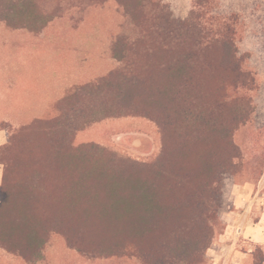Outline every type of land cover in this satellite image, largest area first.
Here are the masks:
<instances>
[{"label": "trees", "instance_id": "16d2710c", "mask_svg": "<svg viewBox=\"0 0 264 264\" xmlns=\"http://www.w3.org/2000/svg\"><path fill=\"white\" fill-rule=\"evenodd\" d=\"M116 1L140 28L135 39L114 41L112 57L121 65L70 94L57 118L31 122L0 147L16 153L11 167L0 160V248L37 260L55 231L71 248L104 259L202 264L226 205L225 182L243 159L234 133L253 112L245 93L255 78L238 56L232 16L207 25L205 0H194L183 20L154 0ZM44 15L41 0H0V20L10 27L39 33L53 17L39 24ZM120 117L155 125L162 147L154 161L74 144L77 131ZM87 232L136 242L117 241L107 252L73 244Z\"/></svg>", "mask_w": 264, "mask_h": 264}, {"label": "rangeland", "instance_id": "374dc122", "mask_svg": "<svg viewBox=\"0 0 264 264\" xmlns=\"http://www.w3.org/2000/svg\"><path fill=\"white\" fill-rule=\"evenodd\" d=\"M154 1L165 6L174 20H183L190 11L194 10V0ZM41 3L45 15L39 24L52 15L53 17L49 19L47 25H55V28L48 29L45 35H29L24 30L10 27L0 20V102L4 93L15 94L17 90L15 80L20 78L18 79L13 69H10L11 61H14L15 58L29 59L36 67L45 66L55 60L54 52L66 45L75 46L72 44L75 40L70 38L71 35L87 36L88 34L96 35L98 39L102 40L111 37L112 54V46L117 38L125 37L128 40H133L139 35L140 28L135 26V23L124 13L123 8L116 0H97L95 3H89L87 0H41ZM145 9L146 13L151 11L149 3ZM201 10L207 25L232 16L231 20L234 21L236 30L235 43L238 56L242 60L243 68L252 73L256 82V88L245 93L252 101L253 112L249 120L234 133V141L240 147L243 159L234 179L230 177L225 182L226 205L219 211L214 241L223 233L226 224L225 214L231 209L233 190H239V187L253 186L257 183L260 173L264 171V0H205ZM135 15L138 16L136 13ZM73 26H75L74 30L79 31L78 33H70ZM76 27L77 29H75ZM92 28L97 30L95 34L83 32ZM120 65L121 63H119ZM227 96H232V91H227ZM23 117L22 114L16 112H0V129H5L8 133L6 144L10 138L17 137L16 133H20L21 129L26 127L13 128L29 120L27 119L28 115ZM151 133L154 140L153 144L150 142V146L145 138H139L136 135L126 138L121 147L102 148L106 153H112L127 161L150 163L158 157L162 147L161 137L155 125H153ZM18 151L19 149H16V152ZM169 152L172 153L170 145L169 149L167 148V153ZM175 153L178 154L177 151ZM15 154V150L14 153L1 152L0 160L7 158L11 167L15 161ZM169 169H171L170 166H166V171ZM25 171H31V169L25 168ZM124 171L131 172L126 168ZM87 233L75 236L73 244L79 243L86 249L97 247L102 249V252H107L117 241L127 240L125 241L127 244L136 242L132 237L123 235L100 236L91 232ZM253 257L256 264L259 259L264 258L258 248L254 249ZM0 264L140 263L134 257L104 259L103 256H96L94 253H80L77 249L71 248V245L60 233L52 231L43 246L39 259L26 262L21 257L9 254L0 248ZM202 264H212L210 257L206 255Z\"/></svg>", "mask_w": 264, "mask_h": 264}, {"label": "crops", "instance_id": "0c3cea01", "mask_svg": "<svg viewBox=\"0 0 264 264\" xmlns=\"http://www.w3.org/2000/svg\"><path fill=\"white\" fill-rule=\"evenodd\" d=\"M71 28L70 33H78ZM78 27V26H77ZM77 27L75 29H77ZM54 24L46 25L38 34L24 30L31 35H45ZM84 33L95 34L93 28ZM75 46H64L54 52L55 60L38 67L29 59L15 58L11 70L19 80H15V94L4 93L0 102V112H16L26 123L35 120H51L59 116L60 107L75 90L95 83L119 67V62L111 54V37L105 40L96 35H71ZM78 39V40H76ZM78 43V44H77ZM89 46H94L90 47ZM100 47V48H99ZM38 74V75H37ZM8 123V122H7ZM10 125V124H9ZM153 123L141 117L108 118L93 123L77 131L74 144H96L102 147H121L129 136L145 138L148 146L153 144L151 130ZM8 133L0 129V146L7 143ZM3 166L0 164V185ZM230 211L225 214L223 233L215 239L207 251L212 264H253V251L258 248L264 256V171L253 186L239 187L231 193ZM261 264H264V258Z\"/></svg>", "mask_w": 264, "mask_h": 264}]
</instances>
